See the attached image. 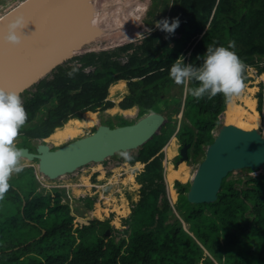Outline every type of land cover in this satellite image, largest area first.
Masks as SVG:
<instances>
[{
    "label": "trees",
    "instance_id": "16d2710c",
    "mask_svg": "<svg viewBox=\"0 0 264 264\" xmlns=\"http://www.w3.org/2000/svg\"><path fill=\"white\" fill-rule=\"evenodd\" d=\"M170 1L169 22L180 20L173 33L157 26L139 44L76 56L80 66L59 65L52 77L21 95L28 119L17 137L25 141L45 140L71 119L82 120L85 113L114 107L112 85L120 82L126 83V93L118 103L121 109L138 107L137 119L151 111L165 113L167 122L160 133L136 154L126 153L123 158L144 165L134 178L141 184L140 198L134 200L126 193L127 229L115 232L112 218L82 224L70 201H64V189L39 190L35 167H21L10 176L9 189L0 198V264H264V172L246 180L230 179V172L212 203L189 202L191 182L177 180L176 205L189 225L187 231L168 204L162 152L175 137L179 148L191 144L189 160L195 161L215 139L220 115L232 97L218 93L212 99L197 100L190 89L198 82L176 83L169 74L181 56L186 64H202L209 44L227 47L235 42L245 65L244 89L259 87L253 97L264 113V86L257 78L264 72V0H153L149 14H156L160 3L166 6ZM146 23L156 25L152 19ZM121 55H126L125 63L117 59ZM86 67L93 69L87 72ZM72 68L76 71L69 77ZM177 85L180 90L173 92ZM116 117L107 122L125 125L137 120L122 114ZM18 143L17 148L28 147ZM180 157L178 153L176 159ZM99 175L94 173L91 182L98 181ZM98 197L87 190L80 200L93 209Z\"/></svg>",
    "mask_w": 264,
    "mask_h": 264
},
{
    "label": "water",
    "instance_id": "95a60500",
    "mask_svg": "<svg viewBox=\"0 0 264 264\" xmlns=\"http://www.w3.org/2000/svg\"><path fill=\"white\" fill-rule=\"evenodd\" d=\"M94 7L95 0H25L0 16V28L16 17L25 21L18 45L0 41V88L21 95L59 65L82 55L86 46L103 34V28L93 24ZM26 15L32 17V23H26ZM166 122L165 113L151 111L130 124L111 127L100 123L89 134L57 148L47 142L39 143L36 151L20 147L19 160H37L39 173L57 179L120 152L141 148ZM190 146L181 148L180 161L189 159ZM242 169H264V135L257 128L223 123L191 179L188 201L215 202L223 179Z\"/></svg>",
    "mask_w": 264,
    "mask_h": 264
},
{
    "label": "rangeland",
    "instance_id": "374dc122",
    "mask_svg": "<svg viewBox=\"0 0 264 264\" xmlns=\"http://www.w3.org/2000/svg\"><path fill=\"white\" fill-rule=\"evenodd\" d=\"M25 0H0V16L5 14L6 12L10 11L17 5H19L21 2ZM95 0V7L93 9V17H100L101 24H94L96 26L103 28V34L100 37H97L95 41L90 43L88 46H86V51L84 53L88 52H100L103 50H112L116 47L123 46L128 43H136L139 44L141 41L150 33V31H153L157 27V23L160 20H156L159 16H162L164 11L165 15L163 18H167L170 15V8L172 7V2H168L166 6L163 4H159V8L155 11L156 14H149V11L152 9V3L150 0ZM153 1V0H152ZM99 2L101 4H99ZM108 2V7H104V5ZM149 5L146 10L142 8H134L129 12V7L136 4L145 3ZM123 3L126 4V7H123ZM117 5L110 6V5ZM124 8L127 12H123ZM116 11V12H115ZM145 12L141 22L145 25H140L136 22L134 13H142ZM129 12V14H128ZM126 15L125 20L128 19L126 23L128 24L125 26H122L123 23H125L124 19H121V15ZM122 15V16H123ZM109 16L111 18H109ZM162 18V19H163ZM116 19H119L118 22ZM147 19L155 20L156 25L155 27H151L149 24L146 23ZM161 19V20H162ZM83 53V54H84ZM82 54V55H83ZM80 54L76 55L77 57ZM74 56L72 59L68 60L65 64L68 65H74L77 64L78 60H75ZM122 63H125L127 61L126 55H121L117 57ZM89 69H92L91 67ZM55 71L53 69L50 72V76L52 77V72ZM259 87H253V89L245 91L243 90L235 96H232L230 102L228 103L225 111L220 116V121L222 125L223 123H233L235 125H238L245 129H253L257 128L260 129L261 133L264 135V113L260 112L257 109V100L255 97H253L254 94L258 91ZM179 89V86H174L172 88L173 92H177ZM112 92L114 93L111 97L114 99L116 105L114 107H110L104 111H98L95 113H85L84 118L82 120L77 119H71L69 122L65 125L64 128L58 129L56 133H54L49 138L44 139H31L30 141H25L22 139V137L18 136L14 140V144L18 143H25L31 151H36V147L41 142H47L51 147L56 148L60 147L76 138H79L81 136H85L89 134L90 132L94 131V128L97 127L100 123L105 124H111L107 122V119L112 118L114 121L117 120V115L122 114L127 119H137L139 108L135 107L129 110H122L118 103L120 100L123 99L125 93H126V83L120 82L112 85ZM235 107V108H233ZM183 114L178 116L182 117ZM179 120V121H180ZM37 119L34 121L36 122ZM180 123V122H178ZM112 126H118L117 122H113L111 124ZM220 125H218L214 130V135L217 134ZM171 142L170 146L166 149L167 152H165V155L168 153V158H171L173 160L172 166H170L171 159L168 160L167 166L169 167L168 172H166V184H167V200L168 204L172 209V212L175 214V216L178 219H181L184 228L188 231L189 225L185 223L181 217V213L177 208L176 202H177V188L175 186L176 181L179 180L182 183H185L187 181L191 182L192 177L194 176L198 164L202 161V159L205 156V151L202 152L201 155L194 161L192 159H188L185 161L177 160L176 157L178 153H180L181 148H179L180 144L179 141L173 137L169 141ZM168 142V144H169ZM17 147V146H15ZM165 147V146H164ZM163 147V149H164ZM207 146H205L206 149ZM131 155L136 154L137 150H131L128 152H120L116 154L115 156L108 158L106 161L99 163V164H88L87 166L77 170L74 173L67 174L63 177L57 178V179H48L45 176H43L38 171V163L37 161H30L27 159H20L19 160V166L20 167H26V166H34L35 171L37 174V179L40 183L39 190L46 192L51 189H54L53 187H58L59 189H64L67 196L64 198V201H70V204L73 206L74 215L77 217V220H83L84 222H88L89 220H92L94 218H100V219H106V218H112V225L117 231H123V229H127V224H125L124 220L129 216L130 213V207L129 204H126V193H131L132 198L134 200H138L140 198V183H137L134 178L136 177L138 168H142L141 163L130 164L128 162L124 163L122 162V159L125 157V155ZM181 158V157H180ZM116 161H120V164H117ZM118 165L117 168L114 169V172H111L109 175L106 173V176H109L107 179L103 174H100V177L96 183H103L110 181L109 186L106 184H102L106 186L104 189H100V191L97 193L99 194L98 200H96L94 204L93 209H87L85 207L84 200H80L81 197L86 195V189H83L85 186L80 185V183H85L87 181H92L90 177L92 178V175L96 172H100L101 170H105L108 168L107 166L111 165ZM132 165V166H131ZM139 165V166H138ZM138 167V168H137ZM261 172H264V169H259L257 171H248L247 169H242L239 171L233 172V174L229 177L230 179H238L243 178L246 180L249 176L256 177ZM16 172H13L12 174H15ZM122 173V174H121ZM11 174V175H12ZM115 174V175H113ZM122 175V176H120ZM114 176V178H113ZM84 180V181H83ZM169 180V183L168 181ZM115 181L117 184H115ZM49 184V185H48ZM79 184V185H78ZM86 184H93V183H86ZM117 185H120L119 192H116L114 189L118 188ZM117 186V187H116ZM46 189V191L44 190ZM93 195L95 192H91ZM102 195L107 198H102ZM132 206H134V203L132 202ZM120 237V236H118Z\"/></svg>",
    "mask_w": 264,
    "mask_h": 264
},
{
    "label": "clouds",
    "instance_id": "9594fccd",
    "mask_svg": "<svg viewBox=\"0 0 264 264\" xmlns=\"http://www.w3.org/2000/svg\"><path fill=\"white\" fill-rule=\"evenodd\" d=\"M179 25V18H173L171 22H169L168 18H163L157 23V26L167 33H173ZM24 26L25 21L23 17H16L12 21H9L3 28H0V41L6 42L12 46L18 45L22 38L20 29ZM151 32L152 31H150V33ZM203 57V63L199 66H194L193 64H186L183 56H181L172 64L169 73L170 78L176 83H182L187 80L198 82L197 86L190 89L191 96L195 97L197 100L205 96H207L208 99H212V97L218 93H222L225 97L230 98L238 95L243 90L244 81L242 79V73L245 69V65L235 51L234 41L229 42L227 47L223 45L216 46L215 43L209 44ZM77 65L80 66L81 64L77 62ZM89 68L90 67H86L85 70L89 72L93 69L92 67V69ZM248 69L251 74L255 73V70L251 67H248ZM75 71L76 69L72 68L67 75L72 77ZM257 78L264 86V72L258 75ZM21 95L16 91L0 88V198H2L3 194L9 189L10 185L8 181L11 174L21 171V167L19 166L21 150L15 147L14 144V140L19 134L20 129L25 125L28 119V113L23 105L24 101ZM170 144L171 142H169V144L167 143L164 149H162L164 154V181L167 178L166 172L169 173L167 161L171 158H168V153L165 155V152H167L166 149ZM120 163L121 162L118 164ZM172 163L173 160L170 162V166H172ZM140 165H142V168L144 167L143 164ZM140 169L141 168H138V170ZM167 181L169 183V180ZM108 183L110 182H105L106 185ZM93 188L95 190H93ZM100 189L102 188L93 186L89 191L98 193ZM114 190L119 192L120 188L118 187Z\"/></svg>",
    "mask_w": 264,
    "mask_h": 264
},
{
    "label": "bare ground",
    "instance_id": "6f19581e",
    "mask_svg": "<svg viewBox=\"0 0 264 264\" xmlns=\"http://www.w3.org/2000/svg\"><path fill=\"white\" fill-rule=\"evenodd\" d=\"M117 1V0H116ZM127 1V0H126ZM126 1H125V3H126ZM125 3H123L124 5H123V7H126V4ZM99 4H101L100 2H99ZM96 6V5H95ZM110 6H115V7H117V5L115 4V5H110ZM104 7H108V2H106V4L104 5ZM147 7H148V4H147V2H145V3H141V4H136V5H132L131 7H129V12L131 11V10H133L134 8H142V9H144V10H146L147 9ZM116 12V11H115ZM123 12H127L126 11V9L124 8V10H123ZM129 12H128V14H129ZM144 11H143V14L140 12V13H134V15L136 16L135 17V19H136V22L137 23H139L140 25H145V24H143L142 22H141V19H142V17H143V15H144ZM123 15V14H122ZM120 16V18L121 19H124L125 20V17H126V15H123V16ZM109 18H111L110 16H109ZM118 20L119 19H116V21L118 22ZM127 21H129L128 19H126L125 20V23H123L122 24V26H125V25H127L128 26V24L126 23ZM93 24H96V25H98V24H101V20H100V17H93ZM90 29V28H89ZM56 59V57L54 56L53 57V60H55ZM53 60H51V62L53 61ZM233 108H235V107H233ZM54 181V180H53ZM49 185V184H48Z\"/></svg>",
    "mask_w": 264,
    "mask_h": 264
},
{
    "label": "crops",
    "instance_id": "0c3cea01",
    "mask_svg": "<svg viewBox=\"0 0 264 264\" xmlns=\"http://www.w3.org/2000/svg\"><path fill=\"white\" fill-rule=\"evenodd\" d=\"M111 100H114L112 97L110 98ZM122 110H124V109H122ZM118 167V165H114V166H112L111 168H106L105 170H101L100 172H96V173H99V174H103L107 179L109 178V176H106V173H108L109 175L111 174V172H114V169L115 168H117ZM115 173V172H114ZM115 174H120V173H115ZM115 174H113V175H115ZM122 174V173H121ZM120 176H122V175H120ZM99 178H102V177H100V175H99ZM113 178H114V176H113ZM84 181V180H83ZM107 182H110V181H107ZM86 183H93V182H89V181H87V182H85V183H80V185H83V186H85L83 189H87V190H90V188L92 187L91 185H93V184H86ZM94 183H96V182H94ZM97 184H99V183H97ZM100 184H105V182H103V183H100ZM115 184H117L116 183V181H115ZM79 185V184H78ZM118 187L120 186V185H117ZM116 186V187H117ZM116 189V188H115ZM93 190H95L94 188H93Z\"/></svg>",
    "mask_w": 264,
    "mask_h": 264
},
{
    "label": "built area",
    "instance_id": "2783aa9c",
    "mask_svg": "<svg viewBox=\"0 0 264 264\" xmlns=\"http://www.w3.org/2000/svg\"><path fill=\"white\" fill-rule=\"evenodd\" d=\"M23 102V101H22ZM118 164V163H117ZM115 164H113V165H111V166H107V167H109V168H111L112 166H114ZM92 187L94 186V187H96V188H105V186L104 185H99V184H93V185H91ZM103 193H104V189H103ZM102 198H107V197H104L103 195H102Z\"/></svg>",
    "mask_w": 264,
    "mask_h": 264
},
{
    "label": "snow or ice",
    "instance_id": "6c2138e0",
    "mask_svg": "<svg viewBox=\"0 0 264 264\" xmlns=\"http://www.w3.org/2000/svg\"><path fill=\"white\" fill-rule=\"evenodd\" d=\"M26 23L31 22L32 23V17L26 15Z\"/></svg>",
    "mask_w": 264,
    "mask_h": 264
},
{
    "label": "flooded vegetation",
    "instance_id": "af4514ba",
    "mask_svg": "<svg viewBox=\"0 0 264 264\" xmlns=\"http://www.w3.org/2000/svg\"><path fill=\"white\" fill-rule=\"evenodd\" d=\"M152 2V0H150ZM149 6V5H148ZM148 8V7H147ZM120 161H116V163H119ZM122 162L126 163L127 161L122 159ZM129 163V162H128ZM110 183H108L107 185H109Z\"/></svg>",
    "mask_w": 264,
    "mask_h": 264
}]
</instances>
